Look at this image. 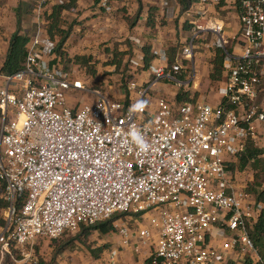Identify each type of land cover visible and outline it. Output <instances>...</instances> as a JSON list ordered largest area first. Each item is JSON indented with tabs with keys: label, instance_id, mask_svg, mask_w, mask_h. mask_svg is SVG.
<instances>
[{
	"label": "built area",
	"instance_id": "1",
	"mask_svg": "<svg viewBox=\"0 0 264 264\" xmlns=\"http://www.w3.org/2000/svg\"><path fill=\"white\" fill-rule=\"evenodd\" d=\"M51 1L38 0L32 13L35 33L24 70L0 73V182L10 231L5 246H33L126 215L145 218L148 226L134 231L125 217L117 220L113 264L130 247L136 253L149 248L154 264H226L230 251L252 253L253 264H264L247 229L262 206L248 192L251 184L237 186L238 168L231 170L248 139L258 140L257 125L264 126V0H197L179 19L192 33L175 61L167 50L154 49L159 64L151 65L149 82H129L121 100L53 63ZM172 2L182 10L178 2L160 0L165 11ZM100 6L113 11L108 0ZM209 6L230 11L237 31L227 36L225 20L207 16ZM212 47L223 54L224 83L215 103L186 91L198 88L196 55ZM135 61L142 69L144 58ZM162 84L178 92L167 97ZM69 94L95 100L78 98L72 107ZM183 94L191 100L180 102ZM214 239L222 240L223 254L211 246Z\"/></svg>",
	"mask_w": 264,
	"mask_h": 264
},
{
	"label": "crops",
	"instance_id": "2",
	"mask_svg": "<svg viewBox=\"0 0 264 264\" xmlns=\"http://www.w3.org/2000/svg\"><path fill=\"white\" fill-rule=\"evenodd\" d=\"M33 0H7V3L4 6H0V69L3 66L6 52L8 49L9 40L12 35L18 30V19L17 11L21 4H30ZM71 0H52L51 8L56 5H63ZM130 3L122 2V0H115L110 2L113 7L112 13H106L105 10L100 6V3L97 5L93 0H77L76 8L77 10L65 11L63 13V18L66 22L74 23V31L69 37L65 44V50L69 54L70 58L74 56H88L91 55L94 59L95 52H99V56L105 60H110V57H113L112 52L117 49L119 52L129 53L130 50H133L135 56L134 61L137 63L143 62L145 47H151V52L154 49H165L168 51V55L173 52L176 54L177 49L181 43L187 40L192 31L189 25L183 24L181 20L182 10H175L173 2L170 3L171 7L168 11H165L161 6L160 0H129ZM177 2L176 0H173ZM180 5V4H179ZM80 9H79V8ZM126 7V12H120V8ZM138 7V13H136V8ZM181 7V6H180ZM83 8V9H82ZM151 8H156L157 12L154 15L155 24L154 27L148 25V17ZM182 8V7H181ZM197 12L202 10V6L196 5L194 8ZM77 11V12H76ZM6 15L12 17L13 20L9 19V24H7ZM208 17L213 19H224L226 23L225 34L231 35L237 31V21L234 15L227 11L226 8L222 9L220 7L209 6L208 7ZM32 14H22L21 15V24L20 30L23 34L33 35L35 33V27L33 26ZM165 17H169L167 20ZM4 38L8 40L5 41ZM211 41V39H209ZM75 44V45H73ZM73 45V46H72ZM71 49V50H69ZM94 53H90L91 51ZM216 49L212 47L209 50L200 52L195 57V65L199 70L203 80L198 76L197 86H191L186 91H189L190 96H194L206 90V85H209L210 75L213 68V60L216 55ZM99 59V58H98ZM129 59V54L125 58V63ZM96 60V59H95ZM94 62V61H93ZM95 63V62H94ZM96 64V63H95ZM158 65V61H153L152 65ZM131 69L132 66H130ZM135 70V69H133ZM70 72V71H68ZM74 78V72H70ZM92 76V75H91ZM96 76V75H95ZM206 76L208 77V83L205 80ZM151 78V72L149 70L145 71L141 69L136 77V83L138 86H142L145 83H148ZM81 79L82 78H77ZM98 80V77H97ZM85 85L88 87V82L84 80ZM108 84V82H105ZM97 86V85H95ZM163 95L167 94L169 96L176 95L178 92L173 85L162 84L161 85ZM93 89L92 87H88ZM112 88V87H111ZM106 89V87H104ZM98 90V89H93ZM100 91V90H98ZM167 92V93H166ZM127 94V88L123 89V94H120L119 97H124ZM128 95V94H127ZM83 94L78 96H73L69 94L68 100L70 106H75L77 104V99H82ZM86 97V98H85ZM86 102H94L95 97L84 96ZM155 97H152L147 100V103L150 104V107L155 105ZM258 140H255L258 148L264 150V126L257 125ZM264 159V156H263ZM254 172L250 169L245 171H238L235 173V182L237 186L243 187L245 185H250L254 183L255 177ZM4 201V189L3 185L0 183V203ZM4 204V203H3ZM6 213V210L0 205V232L4 226L2 221L3 215ZM141 219V218H140ZM145 219V218H144ZM146 220V219H145ZM133 219L128 218L127 223H131ZM134 222H138L137 220ZM142 224L139 226H148ZM115 242V241H114ZM119 244V242H117ZM211 246H213L220 254H223L222 250V240L214 239L210 241ZM117 246H114V251H117ZM150 249L144 248L141 253L144 255L149 254ZM65 251L64 253H66ZM111 253H105L100 257H75L77 263L71 262L70 264H113L111 260ZM227 263L226 264H246L255 260V257L252 253L245 256L240 251H230L224 253ZM8 259V257H7ZM6 259V260H7ZM147 257H145V260ZM144 260V261H145ZM15 264H25V261H15ZM116 264H142L141 261H136V256L134 254L133 247L122 249L118 257V262ZM144 264V263H143Z\"/></svg>",
	"mask_w": 264,
	"mask_h": 264
},
{
	"label": "trees",
	"instance_id": "3",
	"mask_svg": "<svg viewBox=\"0 0 264 264\" xmlns=\"http://www.w3.org/2000/svg\"><path fill=\"white\" fill-rule=\"evenodd\" d=\"M38 0H33L30 4H21L17 11V19H18V30L12 35L9 40L8 49L6 52L5 60L3 66L0 69V73L3 75H12L17 72L24 70L26 58H27V49L32 40L33 35L23 34L20 30L21 24V15L22 14H32L36 3ZM103 0H94L95 4L101 3ZM115 0H108V2H112ZM178 4L182 7V13L187 12L190 8L197 2V0H176ZM77 0H71L70 2L63 5H56L53 7L51 14L49 15L50 25L48 27V35L49 38L55 42L56 46L52 50L51 54L55 55V59L53 63L61 64L66 71H69L70 65H76L86 70L88 75L95 76L97 74V66L93 62V57L91 55L88 56H74L73 58L69 57V54L65 50V44L69 37L72 35L74 31V24L68 25L65 19L63 18V13L65 11H73L74 6H76ZM7 3V0H0V6H4ZM157 9L151 8L148 17V25L154 27L155 18ZM144 52V62L142 69L147 71L150 69L152 62L154 61L153 51L151 52V47H145L143 49ZM177 53V52H176ZM113 61L108 63L109 65H116L117 70L122 69L124 67L125 58L128 55L126 52H119L114 50ZM176 54H169L170 63L172 64L175 61ZM223 73V54L220 50H217L215 58L213 60V68L211 71L210 79L213 82L218 81ZM126 87L128 81H125ZM198 94H196L197 97ZM180 102L191 100L188 94H183L178 97ZM264 150L257 147L255 140L248 139L246 143V149L243 155L239 158L238 165L232 166L231 170L239 169L240 171H245L250 169L254 172L255 181L248 187V192L255 196L257 203L262 206L259 217L251 222L248 225V234L252 242L254 243L255 248L258 250L260 256L264 259ZM1 183V182H0ZM3 185L4 194H5V185ZM4 203V204H3ZM0 205L3 206L5 210L8 208V203L4 200ZM24 204V196L18 197L16 201V209L20 210ZM126 217V215L116 216L115 218L106 221L104 223L97 224L95 226H82L81 229L83 232L88 231H98L102 236H107L112 231L116 230L115 223L117 220ZM117 232V230H116ZM67 233V232H66ZM75 240V239H74ZM73 241V240H72ZM65 242L60 246L56 254L64 253L67 250V245L70 242ZM95 257H99L97 252H93ZM6 260L5 264H10ZM17 260H22L21 257H16ZM144 264H154V258L148 257ZM157 264H162L161 260H157ZM246 264H253L252 262Z\"/></svg>",
	"mask_w": 264,
	"mask_h": 264
},
{
	"label": "rangeland",
	"instance_id": "4",
	"mask_svg": "<svg viewBox=\"0 0 264 264\" xmlns=\"http://www.w3.org/2000/svg\"><path fill=\"white\" fill-rule=\"evenodd\" d=\"M87 1V0H84ZM94 1V0H93ZM130 3L129 0H122V2ZM79 8V7H78ZM80 9V8H79ZM83 9V8H82ZM126 7L120 8V12L124 11V14L126 12ZM136 13H138V7L136 8ZM74 10H77L74 8ZM77 12V11H76ZM7 24H9V19L13 20L12 17H9L6 15ZM68 25H73L74 23L67 22ZM34 26V25H33ZM5 41L8 40L7 38H4ZM75 45V44H73ZM72 45V46H73ZM71 50V49H69ZM95 50L91 51L90 53H94ZM129 59L125 63L124 67L122 69L116 70L115 72H112L110 69L111 66L108 64L110 61L113 60H105L104 58H101L99 56V52H95L94 55H96L95 59L93 58L95 65L97 66V74L96 76L88 75L86 70L70 65L69 71L74 72V76L76 78H82L83 80H86L88 82V87H92L93 89H98L102 93L106 94L111 99H120L122 97H119L120 94H123V89L126 87L125 81L132 82L136 81V77L138 73L141 71V67L134 66L131 62L132 58H134L135 54L133 50H130ZM99 58V59H98ZM132 66L133 69L130 68ZM98 77V80H97ZM199 78L203 80L201 74H199ZM208 83V77L206 76ZM211 82H209V85H206V90L199 93L198 95H203L210 103H215V99L217 98V93L219 90V87L224 83V80L220 78L218 81L213 82L210 79ZM105 82H108L105 83ZM97 85V86H95ZM106 87V89H104ZM112 87V88H111ZM197 95V96H198ZM85 99L81 100V103H84ZM260 103H264V95L260 97ZM2 221L5 223L2 231L0 232V264H5L7 256H9L8 262L10 264H15L16 257H21L22 260H26L25 264H70L71 262H76L75 257H87L92 258L95 257L93 252H97L100 256H103L105 253H111L114 250V246H117L120 241L119 239V233L116 232V230L112 231L107 236H102L98 231L92 230L88 232H83L80 228L77 231L74 232H67L64 235H62L59 239L56 240H40L36 242L33 246H26L21 249H19L15 244L10 243L9 247H6L5 244L8 241V236L10 234L9 229L6 225V219H7V213H5L3 216ZM128 218L133 219V221L129 224L131 228L136 231L139 229V225L146 224L145 219H140V217L135 216H127L124 218V221L127 223ZM138 221L137 223L134 221ZM148 224V223H147ZM75 239V240H74ZM73 240V241H72ZM69 245H67V252L56 254L58 249L62 244L65 242H69ZM115 241V242H114ZM119 247V246H118ZM31 255L30 258H26V255ZM134 254L136 256V261H141L142 264L145 262V257H149V254L144 255V253H136L134 251ZM21 260V261H22Z\"/></svg>",
	"mask_w": 264,
	"mask_h": 264
}]
</instances>
